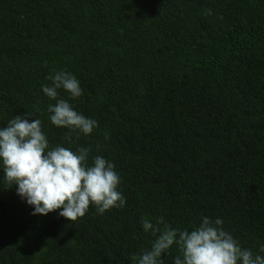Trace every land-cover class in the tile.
<instances>
[{"label":"trees","instance_id":"obj_1","mask_svg":"<svg viewBox=\"0 0 264 264\" xmlns=\"http://www.w3.org/2000/svg\"><path fill=\"white\" fill-rule=\"evenodd\" d=\"M53 70L79 79L89 136L51 123ZM27 111L51 146L114 162L127 203L75 223L4 180L0 264H130L153 239L141 217L219 216L243 247L264 241V0H0V126Z\"/></svg>","mask_w":264,"mask_h":264},{"label":"clouds","instance_id":"obj_2","mask_svg":"<svg viewBox=\"0 0 264 264\" xmlns=\"http://www.w3.org/2000/svg\"><path fill=\"white\" fill-rule=\"evenodd\" d=\"M206 14L210 15L211 9ZM46 79L51 83L41 85V90L55 101L47 106L53 125L85 137L99 127L96 119L85 116L70 102L84 94L75 74L53 70ZM61 89L68 99L60 97ZM29 116L35 119L30 121ZM90 151L84 146L75 150L61 144L51 146L41 119L28 111L17 114L7 120L6 127L0 126V182L15 185L33 215L56 211L76 223L90 206L101 215L124 207L127 201L119 190L121 177L114 162L96 155L89 163ZM140 223L153 239L150 248L131 255L130 264H166L174 245L178 254L172 256L171 264H264V241L255 250L243 247L219 216H202L198 224L183 229L171 226L163 217L155 222L141 217Z\"/></svg>","mask_w":264,"mask_h":264}]
</instances>
